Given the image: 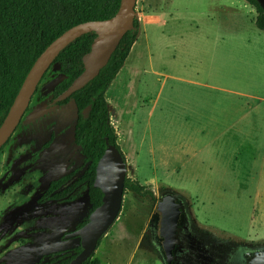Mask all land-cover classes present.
I'll return each instance as SVG.
<instances>
[{
  "label": "rangeland",
  "instance_id": "374dc122",
  "mask_svg": "<svg viewBox=\"0 0 264 264\" xmlns=\"http://www.w3.org/2000/svg\"><path fill=\"white\" fill-rule=\"evenodd\" d=\"M254 16L244 0H136L137 37L105 98L125 153L126 177L145 189L142 195L124 191L117 219L93 252L100 264H166L161 239L150 224L159 226L157 202L168 192L186 206L187 232L199 248L216 249L233 261L246 248L264 246V144L233 143L235 135L227 134L222 143L190 146L180 154V137L198 140V132L180 126L191 114L189 86L162 81L172 72L201 73L216 87L264 91V71L258 70L264 64V33L254 26ZM158 24L166 27L157 45L151 28ZM224 33L228 41L247 45L214 49ZM61 76L59 64L51 65L0 150V264H33L44 254L80 243L78 237L62 236L88 214L86 183L64 199L38 203L49 181L83 160L81 150L69 157L75 147L73 102L49 106ZM219 90L206 89L218 103L224 94ZM149 147L155 149L152 160L145 159ZM164 152L170 154L168 161L182 158L174 169L159 161ZM25 248H34L33 255L17 256Z\"/></svg>",
  "mask_w": 264,
  "mask_h": 264
},
{
  "label": "trees",
  "instance_id": "16d2710c",
  "mask_svg": "<svg viewBox=\"0 0 264 264\" xmlns=\"http://www.w3.org/2000/svg\"><path fill=\"white\" fill-rule=\"evenodd\" d=\"M244 1L254 9V26L264 33L262 1ZM119 2L120 0H0V123L40 52L58 35L75 24L111 17L116 12ZM137 33L138 22L134 20L133 28L123 35L99 73L82 88L61 100L55 99L83 70V56L90 50L96 33L90 31L77 37L54 59L52 65L59 64L62 76L53 89L49 106L73 102L76 110L73 142L80 148L83 161L69 173L49 181L39 196L38 203L64 199L79 185L86 183L90 203L88 214L100 204L102 193L93 186L97 161L104 152L107 142L120 150L117 134L109 122L105 94L127 59ZM86 107L88 110L83 115ZM121 154L124 158L123 153ZM126 189L142 195L145 188L139 182L125 177L124 191ZM148 193L152 195L151 192ZM88 214L76 228L87 221ZM99 243L100 240L97 245ZM80 250L78 244L44 254L33 264H68ZM93 255L82 264H99V260L93 258Z\"/></svg>",
  "mask_w": 264,
  "mask_h": 264
},
{
  "label": "water",
  "instance_id": "95a60500",
  "mask_svg": "<svg viewBox=\"0 0 264 264\" xmlns=\"http://www.w3.org/2000/svg\"><path fill=\"white\" fill-rule=\"evenodd\" d=\"M136 0H120L116 12L109 18L89 20L71 26L52 40L36 57L26 73L7 113L0 123V150L18 127L36 88L52 65L58 53L77 37L90 31L96 33L90 50L83 56V70L55 100L69 97L92 80L104 67L123 35L133 28ZM88 107L83 110V115ZM78 148H74L72 156ZM126 164L121 151L107 142L106 148L97 161L93 186L100 189V204L89 214L87 221L79 228L67 232L64 239L78 237L80 252L68 264H82L91 257L98 241L117 219L122 205ZM177 195L166 193L157 202L160 214L158 235L165 254L166 264H172V251L178 239V216L184 209L182 202H175Z\"/></svg>",
  "mask_w": 264,
  "mask_h": 264
},
{
  "label": "crops",
  "instance_id": "0c3cea01",
  "mask_svg": "<svg viewBox=\"0 0 264 264\" xmlns=\"http://www.w3.org/2000/svg\"><path fill=\"white\" fill-rule=\"evenodd\" d=\"M164 27H166V24H158L151 28L156 37L155 44L158 43L159 35L162 34L160 30ZM246 42L248 41H244L245 44H241L232 40L228 41L225 33L222 35L219 34V38L216 39L217 46H215L214 49H223L227 45L232 44H238L239 46L247 45ZM145 49H143V53H145ZM155 54L157 55V52H155ZM159 56L160 60H163V54L158 53V57ZM239 60H241V57L235 58V61ZM250 60L260 64L257 56H250ZM258 70L260 72L264 71V64L259 65ZM195 75L196 77L184 74L179 75L172 72V74L166 75L168 76L167 78L162 79V81H167V79L170 78L179 83L185 82L189 86V90L187 89L186 92V103L191 114L189 118L180 123V126H186L187 130H194V134L196 135V132H198V140L195 142L194 136H189V138L188 136L186 138L180 137L181 142L178 145L180 154L189 150L190 146L210 145L211 143H217L218 140L219 143H222L227 134L235 135V140H230L233 143H241L240 141L246 139V142H250L251 144H264V91L246 92L241 89L216 87L207 81V77L201 79V73H196ZM210 87L219 88V91L224 93L221 96V99H219L221 100L219 103L216 100H212L208 94L209 92L206 91V89H211ZM238 137L239 140H236ZM149 149H151L152 152H149ZM190 151L195 152V149ZM121 153H123V155L125 154L122 151ZM145 154V159L152 160L154 159V155H156L155 149L149 147ZM180 154H177L176 159H180L182 156ZM167 157L170 158V154L167 155L164 152V158L159 159V161L161 164L167 165V167L170 166L172 169H174L182 160L181 158L180 161H168ZM32 250H34V248H25L19 251V253L21 252L22 254L17 252V256L20 255L26 257L27 255H33L31 252Z\"/></svg>",
  "mask_w": 264,
  "mask_h": 264
},
{
  "label": "flooded vegetation",
  "instance_id": "af4514ba",
  "mask_svg": "<svg viewBox=\"0 0 264 264\" xmlns=\"http://www.w3.org/2000/svg\"><path fill=\"white\" fill-rule=\"evenodd\" d=\"M74 148H78L77 151L80 150L78 146H75ZM74 154L72 156H74ZM61 176L54 179H58ZM175 202H182V201L179 198H177ZM182 204L184 206V209L180 212L178 216L179 243L175 245L172 251V256H173L172 264H230V263L231 264H264V246H251L249 248H246L245 250L241 251L239 254L234 256L235 259L233 261L229 259L228 254L218 251L216 249L208 248L206 246L204 248H199V246L196 245L195 241L192 240L193 236L187 232L188 229V224L186 221L187 209L183 202ZM150 225L153 235L161 239L162 241V238L159 237L158 235V225L157 226L155 224H150Z\"/></svg>",
  "mask_w": 264,
  "mask_h": 264
}]
</instances>
